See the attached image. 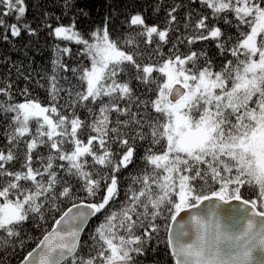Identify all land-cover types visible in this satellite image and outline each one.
Segmentation results:
<instances>
[{
    "label": "trees",
    "instance_id": "16d2710c",
    "mask_svg": "<svg viewBox=\"0 0 264 264\" xmlns=\"http://www.w3.org/2000/svg\"><path fill=\"white\" fill-rule=\"evenodd\" d=\"M263 12L264 0H0V264L18 263L79 201L98 211L61 264H173L171 215L208 193L264 210L237 146L264 120V71L250 68L264 54ZM61 26L77 38L55 35ZM104 42L125 57L90 87ZM167 63L210 82L172 150ZM204 120L207 134H187ZM6 205L18 216L2 220Z\"/></svg>",
    "mask_w": 264,
    "mask_h": 264
},
{
    "label": "water",
    "instance_id": "95a60500",
    "mask_svg": "<svg viewBox=\"0 0 264 264\" xmlns=\"http://www.w3.org/2000/svg\"><path fill=\"white\" fill-rule=\"evenodd\" d=\"M186 93L173 82L167 100ZM98 211L94 202L69 205L16 264H61L72 257ZM166 241L173 264H264V212L240 196L212 192L178 207L168 222Z\"/></svg>",
    "mask_w": 264,
    "mask_h": 264
},
{
    "label": "rangeland",
    "instance_id": "374dc122",
    "mask_svg": "<svg viewBox=\"0 0 264 264\" xmlns=\"http://www.w3.org/2000/svg\"><path fill=\"white\" fill-rule=\"evenodd\" d=\"M19 4L21 3V0H18ZM6 3H10L11 0H4ZM22 8V4L18 7ZM264 27V12L261 16V27ZM54 34L57 36H65V37H71V38H77V35L74 33V31L71 28L67 27H55L54 28ZM246 42L247 45L252 48L254 51L255 49V43L253 35H249L247 37ZM124 53L116 48H114L112 45H109L108 43L104 42L103 45L100 47L98 52V58L100 61L99 66H94L93 70L91 71V74L89 76V85L90 87H93L99 78L103 65L106 64V62L111 60H116L125 57L123 55ZM251 76L254 79L255 73L264 71V54L261 57L260 61H253L251 63ZM164 71L166 73V93L165 98L167 97V92L169 87L173 82H181L185 87H187V93L177 103L170 104L169 103V109H171L172 113V124H171V132L173 131V135H170V141H171V150L177 149L179 141L181 140L180 137V116L184 114V111L187 113L189 108L191 107V104L193 101H196L198 99L205 98V95L208 94V86L210 84L209 80L205 79H199L198 77L195 79L193 77H189L185 73H178L174 70L173 65L171 63H167L164 66ZM249 83H252V80L249 81ZM248 81L246 79H243V84L245 86L249 85ZM23 116L25 117H31V116H37L43 118L47 123H50L49 116L47 114L46 109L40 107V106H26L22 108ZM207 120L196 122L193 125V130L187 132V134H190L193 132H201L202 134L208 133L207 130L204 131L207 127L206 125ZM183 132V131H181ZM174 135H176L174 137ZM178 136V137H177ZM197 142V138L192 135L191 140H194ZM255 145V146H253ZM237 146L242 147L243 151L246 152L244 156L248 158V164L253 165L250 169L254 172L255 177L262 183L264 186V120L257 123L255 128L250 131L246 136L241 138V142L237 143ZM244 154V153H243ZM253 160L254 162H249V160ZM182 197V196H181ZM180 197V198H181ZM254 202V201H253ZM255 203V202H254ZM261 203L264 205V196L261 199ZM264 211V210H262ZM18 216V210L12 206H3L1 209V218L4 221H7L9 219L15 218Z\"/></svg>",
    "mask_w": 264,
    "mask_h": 264
},
{
    "label": "flooded vegetation",
    "instance_id": "af4514ba",
    "mask_svg": "<svg viewBox=\"0 0 264 264\" xmlns=\"http://www.w3.org/2000/svg\"><path fill=\"white\" fill-rule=\"evenodd\" d=\"M253 146H255V145H253ZM249 161H250V162H254V161H253V160H251V159H250Z\"/></svg>",
    "mask_w": 264,
    "mask_h": 264
}]
</instances>
